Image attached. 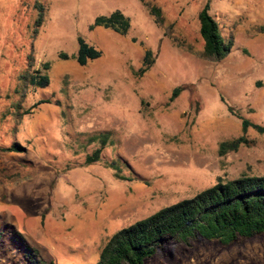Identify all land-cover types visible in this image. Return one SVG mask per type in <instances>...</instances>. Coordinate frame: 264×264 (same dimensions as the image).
Returning <instances> with one entry per match:
<instances>
[{
	"label": "rangeland",
	"instance_id": "374dc122",
	"mask_svg": "<svg viewBox=\"0 0 264 264\" xmlns=\"http://www.w3.org/2000/svg\"><path fill=\"white\" fill-rule=\"evenodd\" d=\"M148 1L162 26L141 0H0V228L47 261L96 264L119 230L219 180L264 176V134L244 133L238 118L264 127V0H211L233 42L221 61L200 56L207 0ZM117 11L131 21L127 35L91 30ZM79 37L102 57L60 59L77 53ZM148 50L155 62L141 75ZM37 71L49 75L47 88L30 84ZM98 149L100 161L87 163ZM146 264H264V234Z\"/></svg>",
	"mask_w": 264,
	"mask_h": 264
},
{
	"label": "trees",
	"instance_id": "16d2710c",
	"mask_svg": "<svg viewBox=\"0 0 264 264\" xmlns=\"http://www.w3.org/2000/svg\"><path fill=\"white\" fill-rule=\"evenodd\" d=\"M150 10L156 22L162 26L164 17L159 7L147 0H141ZM43 22L40 15L38 25ZM200 35L203 40L201 58L208 61L224 60L231 52L233 42L223 36L219 23L211 15V0H207L199 13ZM98 27L112 29L120 35H127L131 21L122 12L117 11L110 16L97 18L91 30ZM102 57V51L89 44L84 38H78V51L69 56L61 53L62 60H75L79 65L86 66L89 62ZM155 60L153 52L148 50L145 55L140 74L148 72ZM51 63L44 65L47 72ZM36 88L45 89L50 84L47 73L37 71L29 78ZM182 92L178 87L173 91L171 100ZM49 103L40 101L39 104ZM242 120L244 133L253 128L264 134V127ZM105 137V136H104ZM102 138L104 145L106 139ZM245 141L240 138L221 144L222 154L229 150H238ZM16 145L9 151L17 152ZM5 149H0V154ZM102 149L89 156L87 163H96L101 159ZM264 234V176L242 175L238 179L219 182L195 197L182 200L167 206L153 215L116 232L102 247L96 264H146L150 259L173 258L183 247L195 244L205 245L217 242L230 246L240 240H250ZM11 253V254H9ZM0 257L6 258V264H56L45 260L38 249L30 246L21 233L12 228H0ZM11 255V257H9Z\"/></svg>",
	"mask_w": 264,
	"mask_h": 264
}]
</instances>
